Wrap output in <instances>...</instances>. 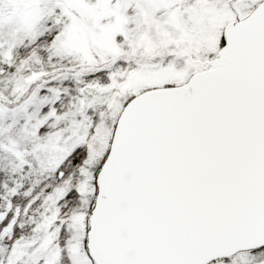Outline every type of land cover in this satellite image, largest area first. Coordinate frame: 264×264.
Segmentation results:
<instances>
[{
    "label": "snow or ice",
    "instance_id": "obj_1",
    "mask_svg": "<svg viewBox=\"0 0 264 264\" xmlns=\"http://www.w3.org/2000/svg\"><path fill=\"white\" fill-rule=\"evenodd\" d=\"M0 264H264V0H0Z\"/></svg>",
    "mask_w": 264,
    "mask_h": 264
}]
</instances>
